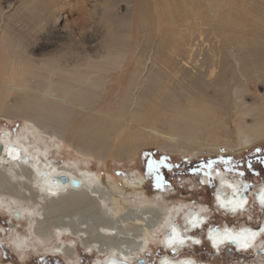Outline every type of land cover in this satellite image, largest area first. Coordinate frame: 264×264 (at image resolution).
I'll return each instance as SVG.
<instances>
[{
    "label": "bare ground",
    "instance_id": "6f19581e",
    "mask_svg": "<svg viewBox=\"0 0 264 264\" xmlns=\"http://www.w3.org/2000/svg\"><path fill=\"white\" fill-rule=\"evenodd\" d=\"M115 1L100 7V43L85 44L88 26L80 25L67 44L41 55L64 1L16 0L11 13L0 5V116L23 120L16 133L0 131V209L28 223L29 238L12 237L14 249L22 256L40 245L71 264H79L74 238L87 264L138 263L154 242L166 250L156 264H210L174 256L202 245L212 256L227 247L264 256V214L257 225L210 226L205 205L149 198L139 170L117 178L101 168L160 137L176 141L166 149L190 155L219 145L242 151L261 138L264 126L244 121L252 110L243 96L264 77V0H131L127 21L117 19ZM14 91L24 96L18 105L9 103ZM53 147L76 158H52ZM89 159L99 168L80 167ZM64 175L80 187L61 182ZM210 179L212 204L224 215L248 221L251 201L264 206L263 183L219 167ZM256 260L230 264H264Z\"/></svg>",
    "mask_w": 264,
    "mask_h": 264
},
{
    "label": "rangeland",
    "instance_id": "374dc122",
    "mask_svg": "<svg viewBox=\"0 0 264 264\" xmlns=\"http://www.w3.org/2000/svg\"><path fill=\"white\" fill-rule=\"evenodd\" d=\"M16 0H0V5L5 8L4 12L13 11V5ZM63 4L60 6V10L57 12L58 19L52 23L54 24V31L52 33L50 45H46L41 49H38V53L50 52L57 45L67 44L68 37L73 39V36L77 34L76 30L80 25H87L84 32L85 44L88 40L96 45L103 39L100 38V24L106 23L104 20L101 22L99 17L100 7L106 6L108 0H63ZM111 2V0H109ZM114 4L113 12L117 14L120 20L127 21L132 17L131 6L133 2L131 0H116ZM104 19V18H103ZM55 37V38H54ZM77 47L80 45L76 39ZM70 46L74 47L70 42ZM249 91L243 96L244 107L251 108L250 114L245 116V123L249 125L264 126V77L256 80L254 83L249 84ZM208 92L211 93V88H208ZM24 96L20 91H14L9 95V103L18 105L23 100ZM23 120L20 117L5 118L0 116V131L1 128H10L13 133H16L20 126L23 124ZM176 141H173V143ZM167 143L164 138L160 137V140L147 145L138 146L137 150L131 153L130 158H120L114 160L113 158H106L105 163L101 164V168H106L117 178L130 172L140 171L144 177V192L147 197L151 198L157 193L164 195L163 200L167 204H173L180 200L191 205H205L207 209V216L210 218V226L227 224L239 225L242 223H248L257 225L260 218L264 214V209L260 206L257 209L256 204L250 202V217L251 220H246L243 216H227L218 211L212 204V194L216 189V183L210 179V172L213 167L222 168L228 173V177L236 176L239 179L252 183L251 185L263 183L264 184V134L257 141L249 144L242 151H236L232 149H226L225 146L219 145L216 152H209L207 150L196 153V155H190L184 149L169 150L166 149ZM50 156L59 161L68 160L69 158H76V152L68 147H64L62 150H57L55 147L51 148ZM162 158H166L165 163L171 165L166 167L161 165L158 169L162 183L157 186L156 172L150 171L148 167V161H159ZM208 161H214L211 168L207 167ZM224 161H230L226 164ZM104 166V167H103ZM80 167H89L91 169H98V164L95 160L89 159V164H81ZM208 178V182L203 181V177ZM252 187V186H251ZM250 187V188H251ZM248 188V187H247ZM248 188L246 193L253 194V190ZM258 205V204H257ZM180 217H177L179 219ZM17 235H23L29 238L28 223L25 219L15 220L10 217L9 213L3 209H0V260L9 262L11 264H71L68 259L62 256H51L49 251L46 252L44 248L38 247L35 249L31 244L30 247L24 249V254L19 256V251L14 249L11 242V238ZM66 237H71L68 234ZM74 248L76 250V258L79 264H87L91 261V257L84 255V250L81 247L80 242L75 238ZM29 243L31 242L28 240ZM54 243V239L52 240ZM59 242V241H57ZM166 252L161 247L160 242H154L149 245L148 249L140 252L139 257L136 259L140 264H156L158 255ZM171 253V251H167ZM174 254V253H173ZM182 254H193L200 257L203 260L209 261L210 264H230L231 262H249L250 260H256L259 256L260 260L264 262V256L262 253L255 251L239 254L232 251V248H224L220 253L210 255V251L204 246L199 248L184 249L178 251L174 256ZM74 258V257H73ZM131 264H137L132 263Z\"/></svg>",
    "mask_w": 264,
    "mask_h": 264
},
{
    "label": "snow or ice",
    "instance_id": "6c2138e0",
    "mask_svg": "<svg viewBox=\"0 0 264 264\" xmlns=\"http://www.w3.org/2000/svg\"><path fill=\"white\" fill-rule=\"evenodd\" d=\"M165 161H166V158H162V159L159 160V161H154V160H149V161H148V167H149V170H150V171H155V172H156L157 186H159L160 183H162V180H161V177H160V175H159V171H158L159 167H160L161 165L166 166V167H171V165L166 164ZM213 163H214V161H208V163H207V167H208V168H211ZM224 163L228 164V163H230V161H224ZM261 204L264 205V194H262ZM221 206L223 207L224 204L222 203ZM240 206L242 207L243 205H240ZM193 226H195V223H194ZM173 238H174V237H170V238H169L170 242H171V240H172ZM197 243H198V241H197ZM246 246H247V245H245V247H246Z\"/></svg>",
    "mask_w": 264,
    "mask_h": 264
},
{
    "label": "water",
    "instance_id": "95a60500",
    "mask_svg": "<svg viewBox=\"0 0 264 264\" xmlns=\"http://www.w3.org/2000/svg\"><path fill=\"white\" fill-rule=\"evenodd\" d=\"M27 159L28 158H25V161H27ZM40 176H45V173H41ZM59 178L61 179V182H63V183H64V181L67 178L68 179V183H69L70 186L75 187V188L80 187V182L77 179L68 178V177H66V175L59 176ZM15 215H18L17 212L15 213Z\"/></svg>",
    "mask_w": 264,
    "mask_h": 264
},
{
    "label": "crops",
    "instance_id": "0c3cea01",
    "mask_svg": "<svg viewBox=\"0 0 264 264\" xmlns=\"http://www.w3.org/2000/svg\"><path fill=\"white\" fill-rule=\"evenodd\" d=\"M195 244H196V243H195ZM198 258L202 259V258L200 257V255H198Z\"/></svg>",
    "mask_w": 264,
    "mask_h": 264
},
{
    "label": "clouds",
    "instance_id": "9594fccd",
    "mask_svg": "<svg viewBox=\"0 0 264 264\" xmlns=\"http://www.w3.org/2000/svg\"><path fill=\"white\" fill-rule=\"evenodd\" d=\"M236 251H238V250H236Z\"/></svg>",
    "mask_w": 264,
    "mask_h": 264
},
{
    "label": "built area",
    "instance_id": "2783aa9c",
    "mask_svg": "<svg viewBox=\"0 0 264 264\" xmlns=\"http://www.w3.org/2000/svg\"><path fill=\"white\" fill-rule=\"evenodd\" d=\"M202 243V242H201Z\"/></svg>",
    "mask_w": 264,
    "mask_h": 264
}]
</instances>
